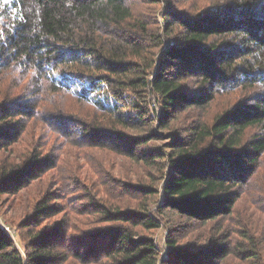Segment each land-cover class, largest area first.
<instances>
[{"label": "trees", "instance_id": "16d2710c", "mask_svg": "<svg viewBox=\"0 0 264 264\" xmlns=\"http://www.w3.org/2000/svg\"><path fill=\"white\" fill-rule=\"evenodd\" d=\"M63 149L160 191L77 170L42 192ZM32 184L0 264H264V233L233 223L245 192L264 209V0H0V201Z\"/></svg>", "mask_w": 264, "mask_h": 264}, {"label": "rangeland", "instance_id": "374dc122", "mask_svg": "<svg viewBox=\"0 0 264 264\" xmlns=\"http://www.w3.org/2000/svg\"><path fill=\"white\" fill-rule=\"evenodd\" d=\"M25 144L26 138L20 143V147H25ZM45 146L46 144L41 147L44 153L50 151L49 148H45ZM53 148L54 146L52 149ZM58 156L60 164L58 169L54 171L55 174L50 177L49 174L52 172L51 171L49 174L43 176L39 182V189L42 192L48 190L57 196L56 190L59 188L60 184H64L62 182L67 181L65 178L68 176L67 172H70L71 175V172L77 170L82 177L88 175L89 180L94 182L97 186H102V184H100L101 178L99 177L107 172L109 175L123 181L124 183L157 188L158 191H160V185H158L157 178L155 177L157 175L154 176L153 173L155 171L151 168H145L140 164H135L128 159L113 157L103 152L93 153L84 150H82V152H76L74 149L66 151V154L64 149L60 150ZM35 186V184H32L31 187L21 191V193H18L16 196L2 198L0 201V224L15 241L17 240L15 231L16 224L23 219L25 214H27L29 206L31 205V200H35V197L38 198L40 195L39 192L35 191ZM151 199L154 198L152 197ZM133 204H136V201H133ZM261 206L263 207V202L259 201V195L256 194V192H245L237 204V212L234 214L233 223L236 225V228L247 233L248 229L243 226L245 220H247L252 226L257 228V231L264 233V209H262ZM155 208L156 207L149 208L150 215L154 214L153 211ZM136 231L142 235L151 236L160 246L163 245L167 234V231L164 228L152 231H140V229L137 228ZM200 232L201 230L199 233ZM244 232H241L242 235ZM236 234L237 233L232 231L231 236H235ZM204 235L205 234L202 231V234L198 235L197 238V235L195 234L189 239L183 240L182 244H186L188 240L193 243H196V240L202 241Z\"/></svg>", "mask_w": 264, "mask_h": 264}]
</instances>
